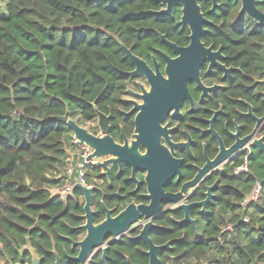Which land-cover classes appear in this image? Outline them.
<instances>
[{"label": "trees", "instance_id": "16d2710c", "mask_svg": "<svg viewBox=\"0 0 264 264\" xmlns=\"http://www.w3.org/2000/svg\"><path fill=\"white\" fill-rule=\"evenodd\" d=\"M208 16L212 23L203 36L206 44L221 47L224 63L239 68L218 97L228 115L250 103L264 114V28L245 13L237 0H218ZM156 0H0V262L1 264H79L70 239L80 240L84 213L82 192L62 198L52 190L66 181L68 150L74 147L68 118L84 125L95 113L110 116L116 125L127 109L124 100L134 79L133 64L121 44L150 62L162 47L159 33L186 44L188 29L176 25L180 11L157 15ZM208 13L209 2H202ZM264 12V0H256ZM128 122H131L129 119ZM252 123V121L250 120ZM91 132L97 127L91 126ZM130 128L127 130L129 133ZM245 164L247 170L234 169ZM128 170L124 172V176ZM106 193H92L93 221L105 217L103 206L123 208L146 202L132 192L134 183L110 181L97 165L86 172ZM214 178L215 197L205 212L191 211L195 228L177 223L180 210L161 214L149 231L155 244L176 239L158 256L163 264H264V156L256 149L226 162ZM100 180L104 182L100 183ZM247 218V220H245ZM231 229H225L227 225ZM138 229L97 249L89 264H147V246L134 238Z\"/></svg>", "mask_w": 264, "mask_h": 264}, {"label": "water", "instance_id": "95a60500", "mask_svg": "<svg viewBox=\"0 0 264 264\" xmlns=\"http://www.w3.org/2000/svg\"><path fill=\"white\" fill-rule=\"evenodd\" d=\"M166 4V8L154 11L157 15L170 14L174 5H182V14L180 23L187 24L190 29V43L186 47H179L174 43L166 40L165 35L160 34L161 39L172 47L178 54L175 58L168 57L165 53H161L166 62L164 76L158 69V65L154 60V71L146 64L144 60L132 53L130 48L121 44L126 57L130 59L134 65V69L128 72L129 75H142L146 78L150 85L147 91L141 87V93H134L136 97L142 100L137 103L131 100L133 107L126 112V115L132 114L137 111L134 118V133L132 139L128 141L124 137L123 144L116 143L109 135L110 127L108 125V116L102 112H96L97 125L101 130V135H95L88 130V128L78 124L75 120L68 118V113L60 116H53L54 118L66 122L74 137L79 143L88 145L92 152L90 158H103L98 162L106 173H109L108 164H116L119 167L122 163L127 164L131 168L130 180H133L138 186L139 181L135 177L136 171L146 172L144 176V183L146 185V193L143 195L149 200L148 203L134 202L128 203L122 210L112 216L115 209L104 208L106 216L100 222L93 221V211L91 209V192L92 188H87L80 183H75L70 194L74 189H79L84 197L82 218L84 222L79 226L85 230V235L80 240H72V246L78 248V252L74 258L79 264H89V260L93 253L101 248V259L105 262V245L108 243L106 239H116L122 237L131 230V225L134 223H141L142 227L134 238H139L144 241L147 246L145 251L148 256L147 264H163L160 260L158 253L162 249H169L170 244L176 239H171L163 244H155L149 236V230L156 225L153 219L156 218L157 213L161 210L162 203L168 201L178 200L188 187L193 186L195 182L206 173V171L215 166L220 165L224 160L238 153L245 143L264 156V135L260 138H253V133L246 135L243 139H238L237 133L233 134L236 141L228 148L225 149L220 137H218L220 150L212 161H207L203 168L198 169L197 174L193 179L183 183L181 190L172 193L165 192L163 186L170 179L174 172H178V166L181 162L171 156L170 152L160 144V134H165V139L172 149L178 144L170 142L166 135L164 127L160 126L161 121L167 113L174 108L178 113V108L185 98L191 100L187 83L195 81L198 86L203 89L201 98L207 93L208 90H214L217 85L212 87H204L199 80V68L205 58L211 61L210 65L215 64L221 68L225 75L229 74L233 68H225L224 65L217 63L214 57L223 58L221 50L212 51V46L205 47L201 42V36L206 32L203 24L207 23V19L200 11L198 0H158ZM240 8L239 13H245L248 17L253 19L260 27L264 28V12L259 10L256 6V0H239ZM213 7L216 6V0H212ZM249 115H252L251 107L249 106ZM257 124L262 118H255ZM144 146L146 151L142 154L139 152L138 147ZM259 186H263L264 179L258 180ZM210 189V188H208ZM69 194V195H70ZM207 197L199 202L190 204H183L181 207L184 210V218L182 221L188 222L195 226V220L189 216L188 209L192 205L202 206L205 209L206 204L210 200L209 192L206 193ZM170 264H176L175 257H170ZM54 264H60L59 258L56 256ZM131 264V263H129Z\"/></svg>", "mask_w": 264, "mask_h": 264}, {"label": "flooded vegetation", "instance_id": "af4514ba", "mask_svg": "<svg viewBox=\"0 0 264 264\" xmlns=\"http://www.w3.org/2000/svg\"><path fill=\"white\" fill-rule=\"evenodd\" d=\"M156 2L161 5L158 10L166 8V4L158 0H156ZM202 2L210 3L207 14H205L202 10V6H201ZM197 4L199 5L200 11L204 15V17L207 19V23L202 25L203 28H205L207 32L208 26L212 23V20L208 16L210 15L211 12H213L215 9L219 7L218 0H216L215 7H213L212 0H198ZM174 10L180 11V16H179V19L176 21V25L181 26L182 28L186 27L188 29V35H187L188 40L186 44H178L176 41L169 39L165 34L159 33V39H160V43L162 44V47L154 48V53L151 54L150 56V62L146 61L145 59L137 55L139 58L144 60L146 64L153 71H154V60H155L158 65L159 71L164 76H166V73H165L166 62L164 58L162 57L161 53L162 52L165 53L170 58H175L178 54L175 52V50L172 47H170L166 42H164L161 39L160 34L165 35V38L167 41H169L170 43H174L179 47H186L190 43V37H189L190 29L188 25L180 23V18L182 14V5L180 4L174 5L171 9L170 14H162V15L171 16ZM206 32L201 36V39H200L201 42L204 44L205 47L212 46V51H216L220 49L221 54L223 56L222 59L216 56L214 57L215 58L214 60L217 63L224 65L225 68L231 67L234 70L230 71L229 74L225 75L224 71L221 68H219L215 64L210 65L211 61L205 58L199 68L200 83L204 87H212L214 85H217L218 87L215 88L214 90H208L207 93L204 95V97L201 98L203 89H201L195 81H189L187 83V87H188V92H189L191 100L188 98H185L183 102L181 103L180 107L178 108V113H174L175 109L172 108L167 113V115L164 117V119L161 121L160 126L168 130L166 131V135L168 136L170 142L178 144V145L174 146L171 149L165 139L164 133L160 134V144L164 146L167 149V151L170 152L173 158L181 160L178 166V172H174L173 175L170 177V179L163 186V189L165 192L176 193L180 191L183 183L193 179L194 176L197 174L198 169L203 168V166L207 163V161L210 162L215 158V156L218 154L220 150V144H219L218 137H220L224 148L228 149L236 141V138L233 137V134L237 133L238 139H243L246 135L250 133H253V138H260L261 136L264 135V114L262 115L255 114L254 109L250 103H248L247 101L241 98L234 99L235 101L240 103L243 107L240 109L237 108L236 109L237 116H234V115H228V113H226L224 110L223 104L219 102L218 96L222 92H224V88L226 87L227 82L231 79L234 73L239 71V68L234 67V66H227L224 63L225 58L222 53L221 47L215 48L213 44H206L203 41L202 38L206 34ZM133 69H134V65H133ZM132 77L134 79L132 80V83L130 84V86L127 88L128 93L125 95V98H124V100L128 103V107L127 109L122 110V113H123L122 121L117 123L116 125H113L112 123H110V116L107 115L109 117L108 118V125L110 127L109 135L113 138V140L116 143H119L121 145L123 144L124 137H126L128 141H130L133 138L132 134L134 133V128H135L134 118H135L137 111L133 112L132 114L126 115V112L131 110V108L133 107L131 100H135L137 103L142 102V100L136 97L134 93H141V87H143L147 91L150 88V85L144 76L134 75ZM258 81L264 82V77L262 79H259ZM143 82H145L146 84L145 86L143 85ZM249 106L251 107L252 115L248 114ZM255 118H262V120L257 124ZM129 119L131 120V122H128ZM250 120L252 121V123L250 122ZM88 123H90L88 127L89 131H90L89 128L91 126H96L97 127L96 132L95 133L92 132V133L95 135H101V130L99 126L97 125L96 117H94ZM129 128H130V131L129 133H127V130ZM252 149L253 148L249 145V142L245 143V146L238 153H235L227 157L222 164L215 165L209 168L206 171V173L202 175L195 182L193 186L188 187L187 190L182 193V196L178 200L162 203L161 210L157 213L156 218L152 220L153 223L156 225V227H159V226L155 223V220L161 214L169 210H180L182 212L181 218L175 219L172 216L171 218L177 223L185 222V221H182L184 218V210L181 207V205L183 204L186 205V204H190L193 202L202 201L207 197L206 193L209 192L210 200L206 204L205 209H202V206H196V205H192L188 209L189 216L194 220L195 218L192 217L190 214L191 211L205 212L208 204L212 202L215 197L214 187L217 183L216 182L217 180L214 178L215 173L218 170H221L223 165L226 162H229L230 160H232L233 158L239 155H245L246 157ZM138 150L140 153L143 154L146 151V148L144 146H139ZM102 160L103 158L101 159L97 158L96 165L100 168L101 173L106 177L107 181H110L111 175L114 173L118 181L124 180V181L134 183L132 192H137L139 189V186L143 184L145 187V191L140 194L144 199H146V202H142V203L149 202V200L143 196L146 193V185L143 181L146 172L136 171L135 177L139 181V184L137 186L133 180L129 179L131 175L130 166H128L125 163H122L120 167L116 164H112V163L108 164L109 173L107 174L106 170L102 166L98 165V162ZM126 170H128V174L124 176V172ZM87 181L91 183L90 188L93 189L91 192V196L95 190L100 191L102 195H106L105 194L106 192L101 187L98 186L99 183L97 180L87 179ZM101 182H104V181L100 180V183ZM70 192L68 193V195L70 194ZM82 199H83V204H84L83 194H82ZM131 202H134V201H131ZM136 204H139V203H136ZM102 206H103V210L104 208H108L105 205H102ZM123 208L119 210H117L116 207L108 208V209H115V212L112 213V216H114ZM91 209L94 213V210L92 208V198H91ZM105 216H106V213H105ZM142 224L143 222L139 223V225L138 223L132 224L130 227L131 230L128 232H133L136 229H138V232H139V230L142 227ZM156 227H153V228H156ZM193 227L195 228V226Z\"/></svg>", "mask_w": 264, "mask_h": 264}, {"label": "built area", "instance_id": "2783aa9c", "mask_svg": "<svg viewBox=\"0 0 264 264\" xmlns=\"http://www.w3.org/2000/svg\"><path fill=\"white\" fill-rule=\"evenodd\" d=\"M73 143L75 144L76 154H68L67 164L65 166L64 173L66 175V181L62 187L55 189V193L59 194L62 198L68 195L75 183H80L85 187H91V183L87 181L86 172L90 166L97 164V158H90L89 155L92 152V149L83 143H79L78 140L72 136ZM76 156V163H72V159ZM247 170L246 165L243 164L234 169L236 174L243 173ZM260 191V186L257 185L252 192L250 198H256ZM247 220V218H245ZM225 229H231V226L228 224Z\"/></svg>", "mask_w": 264, "mask_h": 264}, {"label": "rangeland", "instance_id": "374dc122", "mask_svg": "<svg viewBox=\"0 0 264 264\" xmlns=\"http://www.w3.org/2000/svg\"><path fill=\"white\" fill-rule=\"evenodd\" d=\"M143 85L145 86V82H143ZM90 125V123L86 122V124L84 125V127L88 128ZM75 149V150H74ZM73 152V154H76V148L73 147V150H71ZM53 193H55V190H52ZM1 264V262H0ZM33 264H38L37 258H34V262Z\"/></svg>", "mask_w": 264, "mask_h": 264}, {"label": "crops", "instance_id": "0c3cea01", "mask_svg": "<svg viewBox=\"0 0 264 264\" xmlns=\"http://www.w3.org/2000/svg\"><path fill=\"white\" fill-rule=\"evenodd\" d=\"M73 150V147H71L69 150H68V153L70 154H73V152L71 151ZM75 150V149H74ZM72 163L75 164L76 163V156H74V159H72ZM36 258V257H35Z\"/></svg>", "mask_w": 264, "mask_h": 264}]
</instances>
